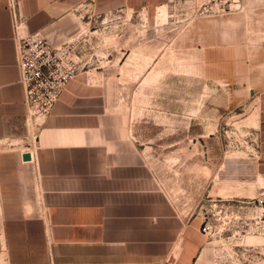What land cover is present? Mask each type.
<instances>
[{"label":"crops","instance_id":"crops-1","mask_svg":"<svg viewBox=\"0 0 264 264\" xmlns=\"http://www.w3.org/2000/svg\"><path fill=\"white\" fill-rule=\"evenodd\" d=\"M16 1L21 33L59 43L81 2L107 14L147 13L171 0ZM7 4L0 0V264H199L209 182L185 144L211 139L198 126L202 117L186 125L184 104L148 102L152 87L115 89L104 72L88 69L32 130ZM224 17L226 33L210 50L221 51L230 77L241 75V91L254 93L252 80L264 79V0H245L242 12L216 17L214 26ZM121 57L119 78L129 55Z\"/></svg>","mask_w":264,"mask_h":264},{"label":"rangeland","instance_id":"rangeland-1","mask_svg":"<svg viewBox=\"0 0 264 264\" xmlns=\"http://www.w3.org/2000/svg\"><path fill=\"white\" fill-rule=\"evenodd\" d=\"M208 5L206 0H171L147 13L102 14L84 1L74 6L69 16L74 28L62 41L82 47L88 64L81 71L104 72L115 89L152 87L148 102L169 103L171 109L184 104L186 125H193L188 118L202 117L198 126L203 135L211 132V139L185 144L187 159L204 168L209 182L199 211L212 230L204 235L206 252L199 264H261L264 211L254 199L264 190V79L252 80L251 95L241 91L247 87L241 75L229 76L221 51L209 47L221 43L226 17L214 26L221 15H209L203 9ZM126 55L125 75L119 78V58ZM147 66L148 81L141 78ZM144 93L137 98L144 100Z\"/></svg>","mask_w":264,"mask_h":264},{"label":"built area","instance_id":"built-area-1","mask_svg":"<svg viewBox=\"0 0 264 264\" xmlns=\"http://www.w3.org/2000/svg\"><path fill=\"white\" fill-rule=\"evenodd\" d=\"M8 10L15 30L16 64L20 83L24 88L26 107L25 124L33 130L51 113L61 92L66 88L88 61L82 54V47L73 40L52 43L39 32L23 34L20 27L23 17L17 10L16 0H7ZM244 0H206L208 8L203 9L212 16L228 15L242 9ZM197 4V0H195ZM33 139L36 138L34 134ZM264 211V190L254 199ZM211 226L203 219L200 231L207 236ZM261 264H264L262 261Z\"/></svg>","mask_w":264,"mask_h":264},{"label":"water","instance_id":"water-1","mask_svg":"<svg viewBox=\"0 0 264 264\" xmlns=\"http://www.w3.org/2000/svg\"><path fill=\"white\" fill-rule=\"evenodd\" d=\"M249 93L252 95V94H253V89H250ZM22 158H23L24 160H28V159L30 158V154H28V153H24V154L22 155Z\"/></svg>","mask_w":264,"mask_h":264},{"label":"bare ground","instance_id":"bare-ground-1","mask_svg":"<svg viewBox=\"0 0 264 264\" xmlns=\"http://www.w3.org/2000/svg\"><path fill=\"white\" fill-rule=\"evenodd\" d=\"M243 4H244V1H243ZM165 9V8H164ZM163 8H162V11H163V16H166V11L164 10ZM242 9H243V5H242ZM241 9V10H242ZM241 10H239L238 12H240ZM236 13V12H235ZM233 14V13H232ZM222 16H224V15H222Z\"/></svg>","mask_w":264,"mask_h":264}]
</instances>
